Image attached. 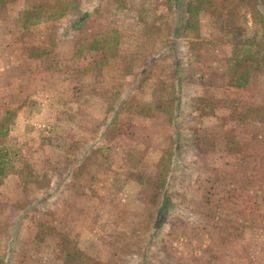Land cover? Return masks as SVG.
<instances>
[{
    "label": "rangeland",
    "instance_id": "374dc122",
    "mask_svg": "<svg viewBox=\"0 0 264 264\" xmlns=\"http://www.w3.org/2000/svg\"><path fill=\"white\" fill-rule=\"evenodd\" d=\"M42 2L0 0V264H264V62L224 85L255 0Z\"/></svg>",
    "mask_w": 264,
    "mask_h": 264
},
{
    "label": "trees",
    "instance_id": "16d2710c",
    "mask_svg": "<svg viewBox=\"0 0 264 264\" xmlns=\"http://www.w3.org/2000/svg\"><path fill=\"white\" fill-rule=\"evenodd\" d=\"M55 3L52 6L50 4V0H43L42 9L46 8V12L50 11L57 13V16H62L67 7L70 5L72 0H54ZM256 2V3H255ZM255 4L250 7V9L246 12L245 15L251 18L252 28V36L250 38H246L247 33H241V37L244 35L246 41L251 42V48L247 47L244 40L241 38H230L231 40V56H228L226 59L227 62V81L231 86L241 87L244 86L247 82V78L249 76V72L251 71V65L257 63L264 62V0H255ZM234 0H210V12L212 14H216L221 16L223 12H231V8L233 6ZM85 15V13H84ZM244 38V39H245ZM102 46V57L107 58L108 54H110L109 46H107L106 41L104 40ZM118 42L115 43L117 46ZM254 48H256L254 50ZM238 55V57H236ZM103 65V63H102ZM257 68V67H256ZM177 87L180 89V84L177 78ZM180 105V104H179ZM180 108H178L179 110ZM181 111V110H180ZM247 115L245 119H253L251 115L253 108L245 109ZM172 145L179 149H181L180 145L175 144V140L171 143V146L165 148L162 151V155L159 160V171H168L169 170V162L171 161V154H168L169 150L172 149ZM182 156V155H181ZM180 156V157H181ZM166 160V161H165ZM162 174V173H161ZM160 176V175H159ZM66 257H68L72 264H100L98 261L86 256L81 252L79 248L75 245H71L67 249Z\"/></svg>",
    "mask_w": 264,
    "mask_h": 264
},
{
    "label": "crops",
    "instance_id": "0c3cea01",
    "mask_svg": "<svg viewBox=\"0 0 264 264\" xmlns=\"http://www.w3.org/2000/svg\"><path fill=\"white\" fill-rule=\"evenodd\" d=\"M119 44V43H118ZM117 49H118V45H117ZM117 54H118V50H117ZM109 67V66H108ZM200 84V83H199ZM224 85L226 87V96L225 97H232V98H237L235 97V94H231V92H234V89H236L235 87L229 85L228 81H227V78H226V82H224ZM248 88H243L242 90L243 91H246ZM237 90V89H236ZM239 99V98H237ZM158 112V111H157ZM159 116H157V119L161 120V121H166L168 124L170 123L173 127H175V134H179L180 130H179V127H180V123H176L177 122V118H174L171 114L169 115L167 112H162V111H159ZM193 114L189 115L188 118L190 119H193V121H195L196 123H206L208 124V121H209V117L204 115V113H200L201 115L199 114H196V112H191ZM214 116V115H213ZM249 120H253V119H246V120H241V121H249ZM174 133V132H173ZM172 136V133L170 134H167L166 136L163 137L162 139V142L163 144L161 145V152L169 147L171 145V143L173 142L174 140V137L175 135L171 138ZM116 140V138H115ZM11 179H14L13 177H8V178H5L3 184L1 185V187H3L5 185V183Z\"/></svg>",
    "mask_w": 264,
    "mask_h": 264
}]
</instances>
